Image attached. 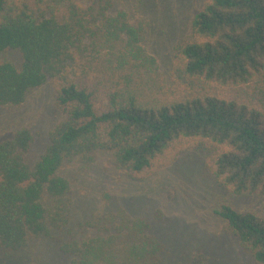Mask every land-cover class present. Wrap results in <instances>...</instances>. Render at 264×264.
<instances>
[{
  "label": "trees",
  "instance_id": "16d2710c",
  "mask_svg": "<svg viewBox=\"0 0 264 264\" xmlns=\"http://www.w3.org/2000/svg\"><path fill=\"white\" fill-rule=\"evenodd\" d=\"M118 1L0 0V53L20 55L19 64L0 61V107L21 105L50 82L66 115L33 163L27 160L32 129L0 141V249L6 253L69 224L71 182L61 166L100 151L143 180L185 150L209 144L216 152L207 167L219 185L264 197V107L212 92L161 98L163 81L143 46L147 21L132 19ZM191 25L203 40L179 47L175 61L188 80L238 86L264 76V0H203ZM215 213L264 264V218L226 204ZM80 226L94 234L61 242L71 264H157L164 251L149 222L121 206Z\"/></svg>",
  "mask_w": 264,
  "mask_h": 264
},
{
  "label": "rangeland",
  "instance_id": "374dc122",
  "mask_svg": "<svg viewBox=\"0 0 264 264\" xmlns=\"http://www.w3.org/2000/svg\"><path fill=\"white\" fill-rule=\"evenodd\" d=\"M202 4L203 0L118 1V7L132 19L143 17L147 21L143 46L155 59L156 73L163 81L161 98L212 92L264 107V76L235 86L188 80L176 69L179 47L203 40L191 25ZM3 59L20 63L18 51L0 53V61ZM65 119L57 93L48 82L30 91L23 104L0 107V141L21 127L32 129L36 139L27 160L33 163L48 146L49 131ZM206 145L209 148L185 150L170 165L143 180L133 178L115 164L108 151L98 152L93 159L76 157L66 161L60 173L71 182L69 224L55 230L50 238H30L16 253L0 249V264H71V256L60 250L61 242L94 234L82 228L80 222L120 206L146 219L151 233L163 243L157 264H263L253 258L215 209L226 204L264 218V197L235 194L219 185L207 167V157L216 149Z\"/></svg>",
  "mask_w": 264,
  "mask_h": 264
}]
</instances>
